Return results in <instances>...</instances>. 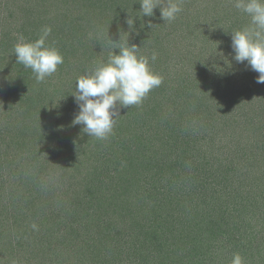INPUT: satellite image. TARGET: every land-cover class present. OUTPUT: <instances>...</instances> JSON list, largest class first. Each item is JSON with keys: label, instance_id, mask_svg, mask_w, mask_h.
<instances>
[{"label": "rangeland", "instance_id": "rangeland-1", "mask_svg": "<svg viewBox=\"0 0 264 264\" xmlns=\"http://www.w3.org/2000/svg\"><path fill=\"white\" fill-rule=\"evenodd\" d=\"M140 2L141 0H67L63 5L52 4V0H0V86L5 87L8 80L2 77V73L10 75L16 63L13 47L17 38L14 33L28 36L31 33L37 39L41 34L38 26L48 21H52L51 25L54 22L59 24L60 21L63 29H55L62 32L59 31L54 36L64 53L62 73L60 72L64 76L56 75L57 80H48V85L39 84L40 91H48L42 93L43 101L47 103L50 100L44 113L57 116L51 124L54 126L51 129L54 134L52 132L40 144L34 140L33 143L36 144H29L30 149L27 151L18 144H26L34 134L31 137L24 134V131L30 129L26 128L24 120L19 119L18 113L21 114L22 105L9 101L1 93L3 87H0V226H3L0 228V239H8L9 233L13 244L21 246L26 242L34 246V243L48 237L33 230L32 223L35 222L38 229L55 224V204L62 211L69 212L71 203L76 204L85 198L86 195L73 193L82 190L81 185L76 189L75 187L81 184L83 178H89L87 171L92 169V165L83 163L77 169L75 164L67 165L63 157L68 155L72 144L73 147H82V150L88 148L97 157L96 149L100 148L99 142L103 140L84 133L83 125L72 123L79 111L73 96L76 81L96 65L107 61L109 53L115 47L110 39L119 42L121 36L123 44L128 39V33L129 44L139 47L138 55L149 57L150 68L162 78V83L151 90L140 105L121 109V117L107 141L114 144L115 150L125 142L132 143L136 148L135 152L128 154V157L133 156L130 165L132 175L139 182L148 180L154 183L158 188L156 190L161 191L155 196L171 199L186 190V182L184 184L182 178L178 177L183 170L180 163L185 154L178 153V149L182 148L180 144L187 139L186 135L178 138L173 129L185 130L186 134L193 130L198 134H189L187 137L194 146L197 144L195 149L198 155L202 157L203 153L207 154L210 148H214L219 151L218 156L223 160L225 155L233 158L232 169L239 189L237 194L225 201L232 214V218L227 219L229 224L241 227L247 239H254L252 235L256 232L254 227L246 224L248 219L258 218L256 220L264 225V206L258 204V185L255 184L258 181L263 186L264 181L259 179L264 174V83L256 82L259 74L246 67V61L237 63L233 59L231 48V32L248 26L249 17L234 7L233 0H182V12L174 21L164 23L160 18L159 8L154 9L152 17H143L139 12L140 6H135V3L140 5ZM82 11H88L90 19L77 21L76 18L82 15ZM112 15L118 16L113 23L108 19ZM129 17L135 20L134 29L130 30L128 25H124ZM71 32L75 33L74 37ZM113 51L119 53L118 49ZM153 53L157 55L155 61H151ZM5 65L6 69L3 68ZM55 73H58V68ZM30 104L32 107L35 102ZM218 106L222 112L219 109L217 111ZM15 127L21 133L17 134ZM34 133L36 134L35 131ZM71 137L79 138L81 143L74 139L67 144V148H62L56 154L42 149L63 146ZM47 151L49 154L43 157V153ZM115 152L121 153L117 150ZM198 161L200 165V157ZM142 187L143 185L138 188L140 193L143 191ZM35 188L39 191L36 192ZM131 190L133 188L128 194ZM156 190L152 192L156 193ZM129 199L132 196L127 198ZM5 200H13V203L7 205ZM190 204L187 208L181 206L178 213L173 210V234L170 236L176 239L178 233L182 232L190 244H196L199 241L193 238L192 233L195 232L190 226L201 223L200 214L196 210L197 206ZM226 207H222L218 214L224 211L228 217ZM22 212H27L28 215L24 220ZM13 214V219L9 220L13 222L2 220L9 219ZM27 223H30L28 232L31 235L25 234L23 230ZM106 223L112 221L106 220ZM242 223H245L246 229ZM15 225L17 226L14 227ZM7 229L11 230L8 232ZM259 231L264 234V229ZM130 243L127 241L125 247ZM143 248L138 243L135 250H138V254L131 252L129 256L126 252L122 254L118 251L117 243L107 244L105 249L101 247L94 255L92 264H141L144 263L143 257L155 254L152 248ZM259 248L263 254L264 248ZM60 250H63L62 254L59 252L60 260L89 264V259L83 258L82 254L64 252L63 246L56 252ZM0 251H3L2 246ZM233 255L227 259L218 255L216 262L231 264ZM244 262L246 264L248 261ZM164 263L169 264L167 261Z\"/></svg>", "mask_w": 264, "mask_h": 264}, {"label": "trees", "instance_id": "trees-1", "mask_svg": "<svg viewBox=\"0 0 264 264\" xmlns=\"http://www.w3.org/2000/svg\"><path fill=\"white\" fill-rule=\"evenodd\" d=\"M65 1L67 3V0H52L54 2L52 4H63ZM137 4L135 3L136 8L140 6ZM82 15L76 18V20L86 21L90 19L88 11H82ZM116 17L118 16L112 15L108 19H111L110 21L113 23V21H116ZM140 20L139 22H141ZM51 23L52 21H48L47 23H43L44 25L38 26V28L41 31L44 26L51 27L52 32L47 43L57 48L64 55L62 47L54 36L60 31L55 28L60 27V29H63V23L60 21L59 24L54 22L51 25ZM124 25L127 26V23L124 22ZM71 34L74 37L75 33L71 32ZM23 36L29 42L36 40V36L34 34L31 35V33L29 36L24 34ZM155 41L157 43V39ZM3 50H6V48ZM3 68L6 69V65ZM62 68L59 65L58 73L47 77L41 83L48 85V80L52 78L57 80L56 75L64 76L60 74ZM2 77L8 80L5 87L3 85L0 86L3 87L1 93H4L9 101L22 105L21 114L18 113L19 119L24 120L27 125L26 128L30 129V131H24V134L28 137H31L32 133L34 134L33 138H29L30 141H27L26 144H18L19 147L22 146L27 151L30 149L28 147L29 144H36L35 142L40 144V141L52 134L53 131L51 129L54 127L51 125L52 120L56 119L57 116L46 115L47 113H44L50 100L45 103L41 98L42 93L45 91L41 90V92L39 90L41 88L40 83L36 81L31 69L25 68L22 64L15 63L11 74L7 76L2 73ZM0 83L2 84V80H0ZM33 102L35 104L31 107L30 103ZM58 105V108H60L61 105L59 103ZM10 109L14 111L12 107ZM218 109L222 112L219 106L217 111ZM19 132L20 130L16 128V133L19 134ZM173 132L178 138L186 135L185 139H187L180 144L182 148L178 149V153L185 154L180 163L183 170L180 171V176H178L182 178L184 184L186 182L184 185V189L186 190L184 192L177 193L171 199H161L159 196H155L159 192L161 193V191L160 189L156 190L158 188L154 183H150L148 180L139 182L140 180L132 175L130 168L133 156L128 157L129 153L136 151L132 143L125 142L122 144L116 149L121 152L117 154L111 141H100V148L96 149L98 153L97 157L88 148L82 150V147L79 148L76 145L73 147L74 144H72L68 155H64L63 157L65 163L67 165L75 164V168L77 169L82 167L83 163H90L92 165V169L87 171L89 178H83L81 184L75 187L76 189L81 185L82 190L74 191L73 193L86 195L85 198L80 200L81 202H76V204L71 203L69 212L62 211L55 204L53 208L55 224L38 229L39 234H44L48 237V239L44 238V240L37 241L39 245H37L38 243H34L33 246L30 243L24 242L25 245L18 246V244H13L12 240H10L11 234L8 233V239L2 237L0 239V247H3V251H0V264H74L58 258L63 253V250L56 252L60 246H63L64 252L77 255L82 254L83 258L89 259L88 263L92 264V259L95 258L94 255L98 253V250L101 247L105 249L107 244L112 243L118 244V251L120 253L124 254L126 252L129 256H131V252L138 254V250L135 251L138 243H140L141 248L144 246V250L152 248L155 254L150 257H143L144 263L141 264H165L164 261H167L169 264H219L216 262L218 255L223 259H227L235 253H239L244 261H248V264H264V253L262 254V250L259 248L260 246L264 248V234L259 231L264 229V225L256 220L258 218L248 219L246 224L254 227L256 229L254 231L256 232L252 235L254 239H247L245 231L241 227L231 225L229 224L230 221L227 220L232 218V214L229 213L225 201L237 194L239 189L235 171L232 169L233 158L229 156L227 158L225 155L223 160L218 156L219 151H216L214 148H210L208 153H203L201 157L195 149L197 144L194 146L189 137H187L189 134L196 136L198 133L189 130L186 134L185 130L182 131L181 129H173ZM74 139V137L69 138L63 146L42 149L54 151L53 153L56 154L62 148H67L69 146L67 144L73 142ZM34 140L35 142L33 143ZM77 140L79 138L75 139V141ZM79 141L80 144L81 140ZM49 151L44 152L43 157H46L45 155L49 154ZM199 157L201 159L200 165H198ZM72 158H77L79 162H77L78 160H71ZM260 177L259 179L263 180L264 174ZM0 184L2 185V182ZM255 184L258 185L256 193L258 204L264 206V181L263 186L258 181ZM142 185L143 191L140 193L138 188ZM213 185L214 188H211ZM132 188L133 191L131 190L132 192L128 194ZM35 189L36 192L39 191L37 188ZM153 190H156V193H153ZM162 194H164L163 191ZM131 196L132 199L127 200ZM5 201L7 205L13 203V200ZM150 202L154 203V205H151ZM190 203H192V206H197L196 210L198 209L197 212L200 214L199 219L201 223L190 226L195 232L192 233L194 234L192 235L193 238L195 241H199L196 244H190L183 237L182 232L178 233L179 236L176 239L170 236L173 234V210L178 213L181 206L187 208V206L191 205ZM222 207L224 209L226 207L228 217L225 216L224 211L222 214H218ZM256 207L257 205L252 207V209ZM22 214V220H24L28 216L27 212H22ZM35 214L36 212L33 213L34 218ZM13 216L14 214L9 216V219L2 220H8V223L13 222L9 221L13 219ZM41 216L42 218L44 217L43 214ZM106 220H111L112 223H106ZM30 223H27L24 227L25 229H23L25 234L29 233L28 227L31 228ZM37 223H42V221H37ZM116 224L117 226H115ZM242 224L245 225V223ZM2 227L1 225L0 228ZM246 228L247 226L245 225ZM7 230L9 232L11 229ZM29 234L31 235V233ZM113 236L114 239L112 240ZM127 241L131 243L125 247ZM201 244L203 246L202 249ZM98 245H100V248ZM28 248L29 251H27Z\"/></svg>", "mask_w": 264, "mask_h": 264}, {"label": "clouds", "instance_id": "clouds-1", "mask_svg": "<svg viewBox=\"0 0 264 264\" xmlns=\"http://www.w3.org/2000/svg\"><path fill=\"white\" fill-rule=\"evenodd\" d=\"M234 7L250 17V24L233 30L231 48L237 63L247 62L246 67L257 72V83H264V0H233ZM159 8L160 18L172 22L182 12V0H141L140 11L143 17H152ZM135 20H126L129 30L134 29ZM151 26V25H150ZM52 29L44 26L35 41H27L22 33H14L17 43L13 47L16 63L31 69L38 83L52 76L64 57L60 51L47 43ZM129 39V33H128ZM125 43H110L118 49L112 50L106 62L96 65L86 74L77 78L75 102L78 113L73 125H83V132L99 140H107L113 133L120 111L133 105H140L149 92L162 83V78L150 68L149 57L138 55L139 47ZM157 59L156 53L151 61ZM33 230L38 226L33 223ZM231 264H244L239 253L233 255Z\"/></svg>", "mask_w": 264, "mask_h": 264}]
</instances>
